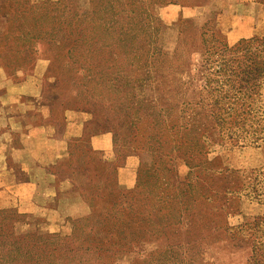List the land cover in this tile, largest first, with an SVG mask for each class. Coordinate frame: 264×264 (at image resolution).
Listing matches in <instances>:
<instances>
[{
  "label": "rangeland",
  "instance_id": "rangeland-1",
  "mask_svg": "<svg viewBox=\"0 0 264 264\" xmlns=\"http://www.w3.org/2000/svg\"><path fill=\"white\" fill-rule=\"evenodd\" d=\"M197 2L165 0L154 5V15L162 25L158 45L162 53L174 62L170 67L173 98L169 94V98L165 96L162 87L155 84L136 87L134 78L139 70L136 65H127L125 75L132 78L128 98L104 96V99L101 96L92 99L91 93H87L88 79L109 74L104 81L101 80L107 87L112 86L117 72L113 62L116 52L112 51L105 61L97 51H93L95 48L74 45L76 36L71 33V27L65 24L64 31H59L58 16L63 14L69 20L74 13L78 16L91 9V5H80L79 0H9L8 31H11L6 39V32L0 36V76L9 80L20 78L31 68L37 56H48L50 72L58 79L61 89L62 102L56 108L59 133L67 122L75 124L74 132L80 133L69 139L73 155L68 164L57 167L62 176L71 181L73 177L75 187H97L93 192L95 196L111 193L112 198L118 199L123 191L116 189L119 168H135V184L128 189L137 186L140 169L148 170L151 176L145 180L150 183L154 194L165 191L171 201H175V194L185 189L183 199L195 202L197 208L201 209L202 225L199 220L193 223L196 219L191 215H184L185 224L189 225L190 230L198 233L203 228L208 232L203 239L197 237L198 264H246L251 250L250 236L244 232L241 242H235L228 238L227 233L264 212V139L259 144L242 145L222 137L217 129L211 130L205 142L206 152L190 163L182 153L172 152L168 155L172 143L168 147L163 146L158 140V131L162 129L159 126L160 118L172 107L171 102L181 103L199 98L200 75L195 74L194 69L204 58L198 37L201 29L214 26L231 44L244 37H264V0ZM44 6L50 9L49 15L54 16L51 33H42L29 41L18 39L22 36L19 31L27 28L44 29L45 32L48 26L44 25L46 28H43L37 25L39 15L36 12ZM25 7L27 11L24 10V16L27 15V18L23 16V19L27 21L21 18L14 23L19 10ZM184 20L190 21L183 29L187 36L185 42L181 43L182 35L178 33L177 23ZM55 28H58V33L53 34ZM185 43L188 48L182 49ZM88 56H92V59H88ZM1 80L0 77V84ZM76 94L85 97L79 109L74 103L73 96ZM138 97H142V101ZM146 136L152 138L148 144ZM192 188L197 190L195 195L191 192ZM93 201L95 208L88 204L83 212L70 216L66 226L57 232L70 234L76 217L92 212L104 214L110 210L111 204L106 199L93 197ZM2 209L0 231L10 232L19 215L13 206ZM225 227L229 229L226 231ZM187 241L189 238L181 242L186 244ZM166 242H142L141 248L145 252L156 247L161 249ZM143 257L136 252L123 253L114 264H149Z\"/></svg>",
  "mask_w": 264,
  "mask_h": 264
},
{
  "label": "trees",
  "instance_id": "trees-1",
  "mask_svg": "<svg viewBox=\"0 0 264 264\" xmlns=\"http://www.w3.org/2000/svg\"><path fill=\"white\" fill-rule=\"evenodd\" d=\"M164 1L79 0L80 5H91L87 13L78 16L74 13L69 20L63 14L58 16L59 31H64L65 24L71 27V33L76 36L74 45L95 48L93 51H97L103 60L112 51L116 52L113 62L117 72L110 86L112 88L103 82L109 74L90 77L87 93H91L92 99L101 96L128 98L132 78L125 75L124 68L127 65H136L139 70L134 78L136 87L155 84L162 87L165 96L169 94L173 98L170 67H173L174 62L160 50L158 35L162 25L154 15V5ZM204 1L198 0L197 3L202 4ZM7 5H4L8 15L6 29L0 34L6 32L5 39L11 31H8L10 13ZM26 9L17 11L18 17L13 20L14 23L21 18L27 21L23 19ZM49 11L45 6L36 11L39 15L37 25L43 28H46L44 25L48 26L45 32L44 29L27 28L19 31L22 36L18 39L29 41L42 33H51L54 27L51 20L54 16L49 15ZM24 17L27 18V15ZM189 21L177 23L178 33L182 35L181 43L185 42L187 33L183 29ZM57 31L58 28H55L53 34ZM220 32L213 26L201 29L198 35L204 53L202 63L194 69V73L200 75L199 98L195 101L171 102L172 107L159 122L162 128L158 131L159 142L167 147L172 143L168 155L172 152L182 153L190 163L206 152L205 142L211 130L217 129L222 137L242 145L259 144L264 139V37H244L231 44ZM184 48H188L186 43ZM88 59H92V56H88ZM18 79L16 77L15 80ZM55 79L59 105L62 102L61 89L58 79ZM73 98L79 109L85 97L76 94ZM141 98L138 97L139 101H142ZM145 138L146 143H150L152 138ZM69 146L70 161L73 151ZM150 176L148 170L140 169L137 186L133 189L122 188L116 182V189L123 190L118 199L112 198L111 193L93 195L97 190L94 186L76 187L90 207L95 208L93 197L106 199L111 205L110 210L104 214L92 212L76 217L72 232L67 235L59 232L18 233L14 230V223L23 217L15 210L19 218L13 222V230L0 231V264H114L123 253L130 252L138 253L139 257L144 256L143 260L149 264H198L197 237L204 238L208 232L202 227L198 233L190 230L189 225L185 224L184 215H191L196 219L193 223L199 220L202 225L201 209L197 208L195 202L183 199L185 189L175 194V201H171L165 191L154 194L150 183L145 180ZM71 179L74 182V178ZM191 192L195 195L197 190L192 188ZM2 211L0 209V213ZM228 229L225 227L226 231ZM244 232L251 239L246 264H264V212L252 221L234 228L227 236L232 241L241 242ZM184 238H189L186 244L181 242ZM162 240L167 242L161 249L156 247L145 252L141 248L142 242Z\"/></svg>",
  "mask_w": 264,
  "mask_h": 264
},
{
  "label": "crops",
  "instance_id": "crops-1",
  "mask_svg": "<svg viewBox=\"0 0 264 264\" xmlns=\"http://www.w3.org/2000/svg\"><path fill=\"white\" fill-rule=\"evenodd\" d=\"M4 5L7 0H0V34L7 24ZM49 65V57L39 55L18 80L0 76V209L13 206L22 215L14 223L18 233L60 231L87 208L73 182L57 170L69 161V139L80 133L71 122L59 133V91ZM135 174L133 167L119 168L117 184L132 187Z\"/></svg>",
  "mask_w": 264,
  "mask_h": 264
}]
</instances>
